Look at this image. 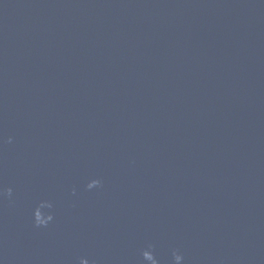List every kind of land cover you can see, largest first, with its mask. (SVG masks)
Wrapping results in <instances>:
<instances>
[{"label": "water", "instance_id": "95a60500", "mask_svg": "<svg viewBox=\"0 0 264 264\" xmlns=\"http://www.w3.org/2000/svg\"><path fill=\"white\" fill-rule=\"evenodd\" d=\"M146 249L264 264V0H0V264Z\"/></svg>", "mask_w": 264, "mask_h": 264}, {"label": "clouds", "instance_id": "9594fccd", "mask_svg": "<svg viewBox=\"0 0 264 264\" xmlns=\"http://www.w3.org/2000/svg\"><path fill=\"white\" fill-rule=\"evenodd\" d=\"M100 184V181L98 179H93L91 180L87 187L89 189L93 188L94 186H97ZM7 194L10 196L11 193H12V189L11 188H8L7 190ZM41 207H47L49 209H51L52 205L50 202H47V201H42L40 203V205L37 207V208H41ZM36 208V210H37ZM34 211L33 213V221L35 223V225L37 227H40V226H47V224L53 219V215L51 212H48L47 214H45V217L46 218H40V216H38L37 214V211ZM151 254V255H148V254ZM143 256L146 260L150 261L151 264H158L157 260L154 258L153 254L151 251L149 250H144L143 251ZM173 257H174V261H175V264H181V262L183 261V256L177 252H174L173 253ZM80 264H89L88 260L86 258H81L80 259Z\"/></svg>", "mask_w": 264, "mask_h": 264}]
</instances>
